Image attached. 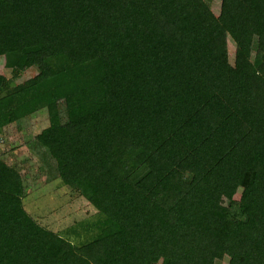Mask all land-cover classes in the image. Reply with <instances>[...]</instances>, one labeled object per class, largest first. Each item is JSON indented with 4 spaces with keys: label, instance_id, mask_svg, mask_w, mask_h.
<instances>
[{
    "label": "trees",
    "instance_id": "1",
    "mask_svg": "<svg viewBox=\"0 0 264 264\" xmlns=\"http://www.w3.org/2000/svg\"><path fill=\"white\" fill-rule=\"evenodd\" d=\"M211 3L0 0V147L46 110L29 146L96 210L49 229L0 153V264H264V0Z\"/></svg>",
    "mask_w": 264,
    "mask_h": 264
},
{
    "label": "rangeland",
    "instance_id": "2",
    "mask_svg": "<svg viewBox=\"0 0 264 264\" xmlns=\"http://www.w3.org/2000/svg\"><path fill=\"white\" fill-rule=\"evenodd\" d=\"M211 2L213 12L219 14L221 0ZM229 49L232 56L235 51L232 40H229ZM35 75L34 69L28 70L15 82L25 81ZM2 76L11 77L9 71L4 69V60L0 59V78ZM48 124L46 110H43L9 127L5 133L6 143L1 145L0 153L5 152V160L10 165L18 166L25 175L30 192L24 204L26 211L49 229L64 232L77 222L96 216V210L77 193L64 187L55 175L52 177L51 169L29 146L32 139ZM219 264L227 263L224 261Z\"/></svg>",
    "mask_w": 264,
    "mask_h": 264
}]
</instances>
